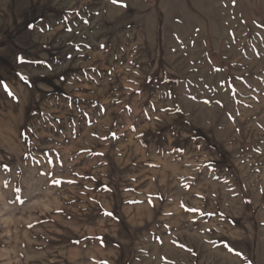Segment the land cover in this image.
<instances>
[{"label":"rangeland","instance_id":"374dc122","mask_svg":"<svg viewBox=\"0 0 264 264\" xmlns=\"http://www.w3.org/2000/svg\"><path fill=\"white\" fill-rule=\"evenodd\" d=\"M0 264H264V0H0Z\"/></svg>","mask_w":264,"mask_h":264},{"label":"snow or ice","instance_id":"6c2138e0","mask_svg":"<svg viewBox=\"0 0 264 264\" xmlns=\"http://www.w3.org/2000/svg\"><path fill=\"white\" fill-rule=\"evenodd\" d=\"M112 2L114 3V4H116V3H118L119 2V0H112ZM121 6H124V5H121ZM114 135V134H113ZM54 183H59V182H54ZM183 206V205H182ZM186 210H189V211H194V210H192V209H186ZM107 215H111V213H106Z\"/></svg>","mask_w":264,"mask_h":264}]
</instances>
